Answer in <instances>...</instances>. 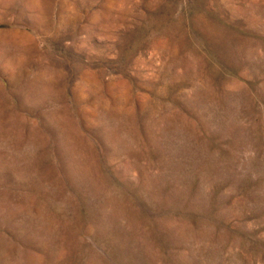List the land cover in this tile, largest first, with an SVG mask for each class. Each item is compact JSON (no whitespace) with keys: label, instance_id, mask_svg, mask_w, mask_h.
<instances>
[{"label":"rangeland","instance_id":"obj_1","mask_svg":"<svg viewBox=\"0 0 264 264\" xmlns=\"http://www.w3.org/2000/svg\"><path fill=\"white\" fill-rule=\"evenodd\" d=\"M0 264H264V0H0Z\"/></svg>","mask_w":264,"mask_h":264}]
</instances>
